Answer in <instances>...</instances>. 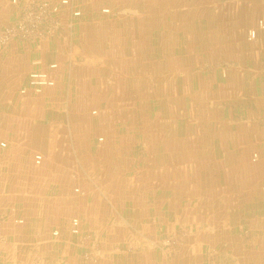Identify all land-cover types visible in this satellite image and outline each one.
<instances>
[{"label":"rangeland","instance_id":"rangeland-1","mask_svg":"<svg viewBox=\"0 0 264 264\" xmlns=\"http://www.w3.org/2000/svg\"><path fill=\"white\" fill-rule=\"evenodd\" d=\"M2 1L11 8L21 0H0V4ZM62 1L24 0L16 18L7 24H0V29L16 25L29 3L46 5L48 9L56 7L54 19L58 22L49 34L37 40L15 38L0 47V51L13 41L41 44L62 38L63 33L72 32L75 25L83 22V25L93 27L95 33H100V37L104 38L95 43L97 54L108 58L119 47L125 52L124 56L111 61L110 65L107 59L106 62H99L101 69L96 68L102 70L106 65V83L112 85L108 93L102 94L106 104L102 112L106 111L110 118L106 124L108 133L107 130L100 131L102 122L98 121L101 111L97 107V98L101 94L90 95L97 104H91L87 111L70 109L65 112L64 108L63 112V115L72 119V124L73 118L79 116L84 124L79 141L71 138L63 142L64 157H67L65 163L79 168L78 174L71 175L74 184L71 190L74 203L71 205L77 209L76 201L85 200L93 193L96 199L94 213L99 215V218L89 220L86 224L78 212L69 217V234L77 240L74 244L78 249V264H105L107 260L112 264H121L123 258H130V264H139L140 261L142 264H154L153 253L156 264H167L175 251L199 244L202 251L204 247L203 256L207 264H220L216 260L219 252L216 242L234 241L233 235L240 237L238 239L244 246H252L255 251H260L263 258V239L253 240L249 235L256 229H264V153L259 149V144H263L259 138L264 134V0H68L67 5H63ZM76 11L79 12L78 16L74 15ZM189 23L191 25L188 26ZM192 28L195 30H191L190 35L187 31ZM158 42L161 47L171 51L175 46L185 44L184 51L190 63L186 69L192 80L185 85L190 87L191 92L185 97L183 106L180 103H168L167 99L170 98L166 89L162 90L158 84L154 86L159 63L164 67L169 61L166 58L168 54L161 57L157 53ZM68 53H72V49ZM143 66L148 68L146 73ZM58 68V63L53 62L45 70L30 72L25 86L18 92L19 96H34V99H38L44 95L45 88L37 92L29 87L30 76L42 72L52 82L46 88L55 91ZM143 74L144 79H141ZM147 75L153 77L147 78ZM70 96L69 93V96L62 95V98L67 100ZM182 98L179 92L177 99L180 101ZM46 99L56 102L59 95L51 92ZM80 100L89 101L85 97ZM210 123L212 126H208ZM184 125L188 128V134L205 141L207 138L211 141L208 135L213 136L204 132L210 128L226 136L224 141L215 139L217 141L207 143L208 147L218 149L216 156L208 150H205L206 157L198 156L197 161H205V170L200 171L191 165L183 166L187 161L184 155L188 149H202V140H183L185 137L180 136L178 131ZM91 128L96 129L94 134L89 132ZM171 130L176 137L172 144L176 145L177 164L174 162L172 165L171 160L162 158L165 163L162 178L165 183L170 182L171 186L175 183L174 197L180 204L175 207L177 216L174 218L172 215L160 214L158 223L152 207L148 206L143 225L145 230L135 222L118 224L123 218L126 219L125 214L131 218L138 216L133 213L131 206L114 205L112 198L120 196L121 188L125 187L123 184L126 187L134 185L131 190L124 191L125 198L137 200L141 197L137 185L143 183L144 170H151L149 167L156 157L151 149L157 145L159 148L160 143L166 145L167 137L163 134ZM69 133L72 134V128ZM156 134L163 136L162 139L154 138ZM2 140L0 148L6 149L5 140ZM72 150L79 152L77 160ZM97 153L111 157L106 170H114L118 175L117 182L108 181L107 185L101 180V175H97L92 165L94 162L88 156H96ZM120 153L128 155L126 165L118 160ZM32 154L36 165L35 156L41 154L38 151ZM217 164L222 167L221 170L215 168ZM175 170L177 175L173 177ZM147 175L146 182H150L151 174ZM102 176L108 179L109 174L103 173ZM205 181L211 186L204 185ZM107 186L114 192L107 190ZM160 189L159 195L165 196L167 190ZM0 194L3 192L0 191ZM147 199L151 200L149 194ZM209 205L217 206L218 211H213L217 210L216 207ZM84 207L80 204L79 208L83 210ZM201 208L206 212L203 221L207 224H198L202 217ZM161 209L168 208L164 206ZM103 214L111 215L112 220V233L107 237L102 229L105 226ZM209 219H212V224ZM73 220L78 222L77 229L72 226ZM15 223L22 225L23 220L17 219ZM98 224L100 229H91L92 225ZM206 229H222L227 237L218 240L204 237L202 243L197 241L195 236L210 234ZM0 230L4 237L1 247L6 242L1 218ZM54 232L57 231H52L51 236L57 238L59 233L54 236ZM225 249L226 244H223L221 250Z\"/></svg>","mask_w":264,"mask_h":264},{"label":"crops","instance_id":"crops-1","mask_svg":"<svg viewBox=\"0 0 264 264\" xmlns=\"http://www.w3.org/2000/svg\"><path fill=\"white\" fill-rule=\"evenodd\" d=\"M2 3L3 1L0 4V24L4 25L16 18L17 13L24 4V0H21L17 5H13L12 9ZM4 10H8V12H4ZM160 10L162 11V8ZM168 16L174 18V16ZM189 25L191 24L189 23ZM191 30L195 29L192 28L187 31L190 35H192ZM97 32L100 31L97 30ZM100 35V33H95L93 27H86L83 22H79L72 32L63 33L62 38L41 44L13 41L4 50L0 51V141L3 139L2 141L5 140L6 143V149L0 148V191L3 192V194H0V218L2 231L6 237L5 244L0 247V264H78V249L74 244V241L77 240L69 234V217L72 213L78 212L84 224L89 220L99 218V215L94 213L93 206L96 205V199L93 197V193L85 200L76 201L77 209H74L71 205L74 203L71 196L74 185L72 184L71 175L73 173L78 174L79 168L74 164L65 163L67 157H64L63 142L71 140V138L73 141H79L81 127H84V124H82L81 116L77 119L73 118L72 124V119L70 120L68 115H63L65 114L63 112L64 108L66 109L65 112L70 109L73 111H87L91 104L98 103L97 107L101 111L98 121L102 122L100 131L107 130L108 133L106 124H108L110 118L106 111L102 112L106 107L104 95L102 94L108 93L112 85L106 83V65L102 70H96V68L101 69L99 62L107 59L110 60H107L110 65L111 61L119 60L120 57L125 55V52L119 47L116 52L107 56L108 58L103 57L100 53L97 54L95 43L104 40ZM182 35L185 36L184 32ZM72 44L75 48H72ZM108 45H111V43ZM117 45L119 44L117 43ZM184 46L185 44H179L171 51V49L161 47L158 42L157 53L161 57L168 54L166 58L169 61L164 64V67L159 63L157 70L159 81L156 82L157 77H155L153 82L154 86L158 84V87L161 86L162 90L166 89L170 98L167 99L168 103H180L182 106L186 101L185 97H188L191 92L190 87L188 88L185 85L192 80L186 69L190 63L186 58ZM189 46L191 47L192 44ZM71 49L72 53H68ZM161 50L163 51L161 52ZM53 62L59 65L55 75V91H51L53 88H45L43 90L44 95L38 97V99H34L36 98L34 96H19L18 92L25 86L28 74L45 70L47 65ZM147 69L143 66L145 73ZM149 77L152 78L153 76L147 75V78ZM141 79H144V74ZM51 92L59 95V100L53 102L46 99L47 96L50 97ZM179 92L183 95L180 101L177 99ZM69 93L71 95L70 100H64L62 95L69 96ZM92 94H101L99 99L97 98V103L91 98L90 95ZM7 95L10 96L7 97ZM4 96L9 100H6ZM82 97L89 101L82 102L80 100ZM60 105H62L61 108ZM115 106L117 107V105ZM156 121H159V119H156ZM209 125L212 126L211 123ZM213 125H216V123ZM70 128H72V134H68ZM95 130L91 128L89 132L94 134ZM204 132L213 135H208L211 141L208 138L205 141L200 137L191 136L190 133L188 134V128L185 125L178 131L180 136L185 137L183 140L188 141V139H191L193 142L202 140L201 150L188 149L185 152L184 156H186L187 161L183 163V166L191 165L192 168H198L200 171L205 170V161H197L198 156L199 158L206 157L204 155L206 154L205 150L212 151L213 156L218 154V149L208 147L207 143L217 141L215 139L224 141L226 140L225 134H220V131L216 132L214 128L204 130ZM68 135L70 136L68 137ZM88 136L90 135L88 134ZM163 136L167 137L165 140L167 144L161 145L159 142V148L157 145L151 149L152 153H156V157L151 163L152 166L149 167L151 170H144L143 183L137 185L138 194L141 197H138L137 200L125 198L124 191L131 190L134 185L126 187L123 184L125 187L121 188L120 196L112 198L114 205L131 206L133 213L138 216L131 218L130 215L125 214L126 219L123 218L118 224L135 222L141 224V229L145 230L143 225L145 224L144 217L147 215L145 209L148 206L152 207L154 218L158 223L160 222V214L164 215L165 213V215H172L174 218L177 216L176 206L180 204L175 201L174 197L175 183L171 186L169 185L170 182L169 184L165 183V179L162 178L163 171H165V163L162 158L171 160L172 165L175 162L177 151L176 145L172 143H174L176 137L172 130L166 135L163 134ZM155 137H158V140L162 139L160 134H156ZM155 142L157 141L155 140ZM259 142L263 143L259 144V149L264 153V134L260 136ZM178 147L182 148V146ZM33 151H38L41 154L43 158L41 166L34 164ZM72 155L76 160L79 158L77 157L79 152L76 153L75 150H72ZM88 156L91 162H94L92 165L97 175H101V180L105 184L108 185V181L117 182L118 175L114 170H106L110 162L108 159L111 157H107V155L104 157L100 154L96 156L88 154ZM127 156L120 153L118 160L126 165ZM101 163H104L103 166L100 165ZM166 166L168 167V165ZM215 168L221 170L222 167L217 164ZM103 173L109 174L108 179L107 177L103 178ZM147 173L151 174L150 182H146L148 179ZM176 175L175 170L173 177ZM204 185L211 186V183L205 181ZM160 188L167 190L165 196L159 195ZM106 189L114 192L109 186ZM126 194L128 195V192ZM148 194L151 200L147 199ZM80 204L85 206L82 208L83 210L79 208ZM164 206L168 209L162 210L161 208ZM208 207H216L217 209V206L214 205ZM200 210L202 211V217H200L198 224L201 223L202 225L205 222L203 216L206 212L202 208ZM212 210L211 212L218 211V209ZM103 216L105 226L102 229L107 237L112 233V220L111 215L103 214ZM219 216L222 218V215ZM17 219H22L23 224L17 225L15 223ZM211 220L209 219L210 224H212ZM96 226L92 225L91 229L99 228L100 225ZM54 230L59 233L58 239L51 236ZM206 230L210 234L195 236L197 241L202 243L201 239L204 237L217 240L227 237L222 229ZM231 236H228V238ZM233 236L234 241L231 240L233 246H231L232 242L229 240H221L220 242L218 240L216 242L217 250H219L216 254V260L220 264H264V229H256L249 235V238L253 240L263 239L261 246L263 258L260 256V251H255L256 249H252V246H244L245 244L238 239L240 237ZM238 243H241V245ZM223 244H226L225 250H221ZM203 251L201 244L182 247L178 252L175 251L167 264H207ZM152 259H156L154 253ZM154 260L153 263L156 264ZM121 261V264H130V258H123ZM105 264L112 263L107 260ZM139 264H142V262L140 261Z\"/></svg>","mask_w":264,"mask_h":264},{"label":"built area","instance_id":"built-area-1","mask_svg":"<svg viewBox=\"0 0 264 264\" xmlns=\"http://www.w3.org/2000/svg\"><path fill=\"white\" fill-rule=\"evenodd\" d=\"M15 2L14 0H12ZM29 3L22 11L21 19L14 26H10L4 29H0V47L5 46L11 40L15 38H21L25 40H37L45 34H49L50 30L57 24V19H54V15L57 12V8L48 9L46 5H30ZM63 5L68 4V0L62 1ZM75 16L79 15V12H74ZM50 25V26H49ZM49 27V28H47ZM54 68V67H53ZM52 82L49 80L48 75L45 72L35 73L30 76L29 87L37 92L42 91L46 87H50ZM36 165L41 164V156H36ZM73 225L76 226L78 222L73 220ZM77 229V226L74 227ZM76 233L75 230H73ZM54 236L58 235V232L53 233ZM4 241L0 230V244Z\"/></svg>","mask_w":264,"mask_h":264},{"label":"bare ground","instance_id":"bare-ground-1","mask_svg":"<svg viewBox=\"0 0 264 264\" xmlns=\"http://www.w3.org/2000/svg\"><path fill=\"white\" fill-rule=\"evenodd\" d=\"M36 157V156H35Z\"/></svg>","mask_w":264,"mask_h":264}]
</instances>
